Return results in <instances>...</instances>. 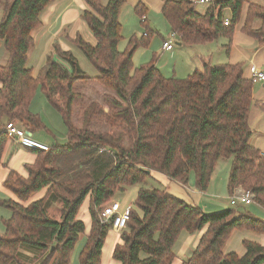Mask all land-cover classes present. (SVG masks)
Listing matches in <instances>:
<instances>
[{"label": "trees", "instance_id": "16d2710c", "mask_svg": "<svg viewBox=\"0 0 264 264\" xmlns=\"http://www.w3.org/2000/svg\"><path fill=\"white\" fill-rule=\"evenodd\" d=\"M52 1L14 0L0 25V48L3 44L8 52L6 65L0 66V118L6 124L17 122L32 134L46 129L41 117L30 110L40 88L68 129L65 146L36 152L37 161L25 166L28 177L11 172L3 183L18 201L0 199V206L12 215L4 222L6 233L0 237V264H26L27 251L34 264H72V253L87 229L79 219L87 201L91 231L79 264H102L103 248L113 230L102 223V211L115 202L118 193L143 186L153 173L184 186L193 173L198 190L204 192L217 163L231 160L229 193L233 195L237 188L253 192L254 204L264 209V153L251 145L255 85L244 74L243 64L205 61L185 79L166 78L154 59L136 68V51L149 47L158 34L150 28L145 4L139 3L134 11L147 36L132 37L121 51L120 14L126 0H108L106 5L102 0H85L88 9L81 18L96 43L93 46L80 35L73 44L99 76L88 78L71 51L58 49L71 69L50 56L34 76L27 66L35 46L32 34L42 26L41 15ZM163 1L162 16L182 46L227 38L229 55L236 28L243 22L246 0H217L204 14L192 0ZM227 9L232 19L225 26L222 12ZM242 31L264 45L263 7L249 5ZM82 83L100 86L105 104L86 101L85 93L77 91ZM79 102L81 128L73 121L74 105ZM8 144L0 128V165ZM42 190H47L45 196L27 205ZM137 196L128 227L112 252L118 264H173L181 234L205 228L187 264H264V247L251 240L243 242L244 256L224 253L235 231L264 235V221L251 212L234 208L208 214L155 188H141ZM55 203L62 205L60 221L49 214Z\"/></svg>", "mask_w": 264, "mask_h": 264}, {"label": "rangeland", "instance_id": "374dc122", "mask_svg": "<svg viewBox=\"0 0 264 264\" xmlns=\"http://www.w3.org/2000/svg\"><path fill=\"white\" fill-rule=\"evenodd\" d=\"M14 0H0V25L3 23V20L5 19L7 9L9 2L10 4ZM251 3L258 4L259 6L264 8V0H250ZM254 4V5H256ZM154 20L151 18L152 22L150 23V28L155 29L154 27H157L159 32L157 35L154 36L152 39V46L153 49L151 50V53H153L154 48H158V44L161 45L163 43V38H168L169 32L171 29L169 28V24L166 22L165 18L162 16L161 13L155 12L153 14ZM121 23H122V33H123V42L120 44V48L122 51H125L129 40L133 37L134 31L139 33V36H137L138 39H141L145 33L144 27L141 23V19L136 16L135 11L131 8L129 4L125 5L122 10L121 14ZM241 24L237 26V30L234 33L232 44L234 46V41L239 42L240 39L243 38L244 35H246L242 29H239ZM260 25L259 23L255 25V29L258 28L256 26ZM87 27V26H86ZM167 27V29H165ZM87 31L89 34L91 32L87 28ZM92 35V34H91ZM141 37V38H139ZM93 41L94 38L92 36ZM73 45V44H72ZM151 45V44H150ZM232 46V48H233ZM228 47H229V39L227 38H220L216 41H214L213 44H209L206 47H199V48H189L184 46V48H177L176 51L173 52V55L171 53H159L154 62H156V65L159 67V65H162V73L164 76L170 78H176L177 79H185L189 75L193 74L196 70H200L203 67V61L202 55L206 57V60L210 62L212 65L217 64H229L231 62L230 55H228ZM149 47L145 48L142 47L140 49V52L136 51L135 58H133V62L135 64L136 68H140V66L144 64L150 63L147 62L149 58L146 57V55L150 56V52L146 51L145 49H149ZM231 48V51H232ZM73 55L75 59L77 60V64H79V67L85 72L86 76L88 78L96 79V77L99 76L98 71L96 68L93 67L92 64L89 63L87 60L85 54L80 49H77V47H73ZM253 50V49H252ZM146 51V52H145ZM43 54L45 51H41ZM34 53V50H31V54ZM148 53V54H147ZM8 59V52L5 51V48L2 44L0 48V66L6 65V56ZM6 59V61H5ZM59 59V58H58ZM47 60V59H46ZM61 64L64 66H67L69 69H71L70 65L65 62L62 58L58 60ZM159 62V63H158ZM31 62H28V68L32 69L34 71V76L38 75L39 71L45 67H41L38 70V66H32ZM176 76V77H175ZM87 84V85H86ZM77 91L79 93L84 92L85 93V100L88 102H98L99 104L103 105L105 104V100L99 95L98 88L92 85L91 83H82L81 85H77ZM98 92V93H97ZM36 98L32 102L33 106L35 107L38 105V112L40 113L42 123L46 125L47 130H42L41 132V139L45 144L49 145L51 147L53 146H65L68 142L67 134L68 129L66 127V124H64L63 119L61 115L58 113L56 109L50 106V104L47 102V99L45 95L42 94L40 88L36 92ZM31 104V105H32ZM81 102L76 103L74 105L75 116H73V121L76 126L79 128L82 127V115H81V106L79 105ZM32 106V107H33ZM77 106V107H76ZM106 111H109V108L107 106L105 107ZM33 111V110H32ZM98 129V128H97ZM48 130L52 131L53 136L48 132ZM40 137H36L35 140L38 141ZM218 166L215 170V172L212 175V181L208 187V189L204 192H201L198 190L196 185V179L194 174L192 173L190 176V182L187 186L181 185L175 181H166L162 177H160V174L153 173L151 177H149L146 181V183L143 186H133L129 187V189L125 193H118L115 197V201L119 202L122 205V210L126 208H133L135 209V204L138 199V192L141 188H155V189H162L166 190L167 193L171 195H175L178 198L184 200L187 204H192L195 206L200 207L201 209L205 210L208 214H219L220 212H224L230 209H237L241 213L245 212H252V214L264 221V213L260 214V209L256 207L255 200L254 203L250 204L249 206H245L243 204H236L232 205V197L236 194L235 191H237V188L233 195L229 193V175L232 167L231 160H220L218 163ZM158 175V176H157ZM168 182V183H166ZM196 189V190H195ZM240 192H247L244 189L240 188ZM195 191L197 193H195ZM203 193V194H201ZM40 193L35 194L32 196L31 199L38 197ZM202 196V197H201ZM87 204H85L86 207ZM245 206V207H242ZM61 207L62 205L60 203H55L53 207L49 209V214L54 219H57L60 221L62 219V213H61ZM84 207V209H85ZM243 208V209H242ZM4 210H2L3 212ZM8 211V210H7ZM6 211V212H7ZM9 212V211H8ZM264 212V211H263ZM6 215L7 213H3ZM3 215V218H4ZM2 216V215H1ZM87 226L89 227V224L87 223ZM90 228V227H89ZM125 231V230H124ZM123 231V232H124ZM204 231V230H203ZM197 232L194 234H188L186 232H183L180 236V240L176 244V247L174 249V253L179 254L177 255L176 260L173 262V264H187L189 259L192 256V252L195 249V242H190L189 247L184 250V244H187V240L190 237H194V239H197L201 233L203 232ZM123 232H120L122 234ZM88 236V231H86L85 234L80 236L79 243L76 245V248L74 252L72 253V264H79V255L84 249L86 245V240ZM253 234L249 231L246 232L241 239H235L233 240L224 250V253H238L240 256H244L246 254L245 249L242 245V241L244 240H251L253 239ZM259 243H263L264 239H259ZM184 251V252H183ZM108 252V250H107ZM109 255V252H108ZM24 256L27 259L26 264H34L33 255L31 252H24ZM106 256V252L105 255ZM105 259L107 260L105 263ZM102 264H117V262L114 261L113 256H106Z\"/></svg>", "mask_w": 264, "mask_h": 264}, {"label": "crops", "instance_id": "0c3cea01", "mask_svg": "<svg viewBox=\"0 0 264 264\" xmlns=\"http://www.w3.org/2000/svg\"><path fill=\"white\" fill-rule=\"evenodd\" d=\"M194 1H201V0H194ZM204 1H208V2L194 4L196 6L197 11H199L202 14L206 13L217 0H204ZM246 1L247 3L245 4L243 8V12H242L243 22L241 23L239 29H242L244 25L245 19L247 17V11H248L249 5L256 4V2L251 3L250 0H246ZM254 1H257V0H254ZM102 2L103 4L106 5L108 3V0H102ZM139 3H144L148 9L147 21L149 25L152 22L151 18L154 20V17L152 16L155 12L162 14V10L165 4L163 0H126V5L129 4L131 8L133 9V11L135 10V8L138 6ZM87 9H88V4H86L85 0H53L49 8L41 15L42 26L36 29L32 34L35 40V46L31 49V50H34V53L31 54V50H30L28 62L30 63L32 60L31 65L35 67L38 66V70H39L41 67L44 66L43 64L45 63L46 59L50 56H53L58 61L61 58L59 56L58 50L62 52L71 51L73 53L72 48L75 46L73 42L80 35L84 38L85 41H87L88 43L94 46L96 43L95 37L92 33H91L92 35L89 34V32L87 31V28L89 29V27L87 23L81 18L82 13L86 11ZM218 13L219 11L217 10L216 14ZM121 14H120V17H121ZM222 15H224L226 21L228 20L230 21L232 19L231 11L229 9L224 10L222 12ZM120 21H121V18H120ZM154 28L156 32H159L157 27H154ZM165 29H167V27H165ZM133 34H134L133 37L139 36V33L136 31H134ZM145 34L146 32L144 33L143 36H145ZM92 36L95 41H93ZM170 39H173L175 47L173 50L167 51L164 48V44L166 42H169ZM162 40H163V43L161 45L158 44L157 46L158 48L156 49L154 48L153 53H151V50L153 49V46H152L153 42L151 43L149 49H145L146 51H149L151 53L150 56L146 55V57L149 58L147 62L152 61L153 59L155 60L156 56L161 52L166 53V54L171 53V55H173V52L176 51L178 47L182 49L184 48V46H182V44L180 43L179 37L174 35L172 31L169 32L168 38L165 39L162 37ZM213 43H209V44H213ZM209 44L199 45V46H194V47H189V48L206 47ZM141 50L143 49H139L138 52H140ZM41 51H45V53L43 54ZM229 55L231 59L230 64L232 65L243 64L244 65V74L246 75L247 78H250V74H251L250 68L252 66H256L258 69H261L262 71H264V45L260 46L256 44L254 39H252L248 35H244L243 38L240 39L239 42L234 41V46L232 48V51H230ZM201 57H202L201 60L203 61L202 63L204 65V62L207 61L206 57L204 55H202ZM134 58H135V55H134ZM6 59H7V56H6ZM158 68L161 71L163 67L162 65H159ZM1 87H2V84L0 82V89ZM254 88H255L254 97H253L254 105H253L251 115H250V118H251L250 124L252 128V133H253V137L251 139V145L264 153V83L263 84L260 83V85H255ZM32 106L33 104L30 107L31 112L36 116L38 115L40 116V113L37 110L38 105L36 107L35 105L33 107ZM15 123L16 125H19L17 122ZM5 125H6V121L0 118V128L4 129ZM45 128L46 129H40L38 130V132L34 133L32 138L35 140L36 137L37 138L40 137L38 141L44 143L42 140H40L42 137L40 131L47 130L46 125H45ZM48 132L53 136L52 131L48 130ZM37 158H38V154H36L35 151H31L29 149L23 148L20 146V144H18L14 140L9 139V144L7 145L6 150L4 152L3 162L0 165V199L1 200L13 199V200L18 201L16 197L14 196V194L4 187L3 183L10 176L11 172H15L23 178L28 177V171L26 170L25 166L34 164L37 161ZM159 176L162 177L166 181H171L162 175H159ZM237 191L239 192L241 191V189L239 188L237 189ZM46 192L47 190L40 191V195H38V197L36 198L31 199L30 202L27 203V205L32 202L40 201V199H42L45 196ZM195 193L197 192L195 191ZM85 204L87 205L86 207L84 205L85 209L83 207V209L81 210L79 219L84 222L85 227H87L86 231H88V235H89L91 231V216H90V212L88 209L89 201H87ZM242 207H245V206H242ZM256 207L260 209V214L264 213L263 212L264 209L262 207H259L257 205ZM2 210L4 211L2 212ZM6 211L7 210L5 208H2L0 206V237L6 233L4 222L7 220H10L12 217L11 212H8V211L6 212ZM3 213H7V214L4 215ZM3 215H4V218H3ZM87 223L89 224L90 228L87 226ZM205 231H206V228L197 239H194V237H190L187 240V244L185 243L183 246L184 250L189 247L190 242H195V248H196L201 240L200 239L201 236L205 233ZM246 232L248 233V231H235L231 235L230 240L228 241L226 247L233 240L241 239L242 236ZM251 234H253L252 236L253 239H251V241H254L264 247V242L259 243L258 241L260 238L264 239V235H257L253 232H251ZM120 235H121L120 233H117L113 230L109 233L106 239V244L103 248V253H102L103 259H105L106 256L107 257L110 255L112 256V252L116 244L121 242ZM244 241H242V245ZM107 250L109 252V255H108ZM105 252H106V256H104ZM181 254L182 253H180L179 256ZM106 261L107 260L105 259V263H107Z\"/></svg>", "mask_w": 264, "mask_h": 264}, {"label": "built area", "instance_id": "2783aa9c", "mask_svg": "<svg viewBox=\"0 0 264 264\" xmlns=\"http://www.w3.org/2000/svg\"><path fill=\"white\" fill-rule=\"evenodd\" d=\"M194 4L197 3H206L208 1H194ZM230 21L225 22V26H228ZM175 35V34H174ZM147 36V34H145ZM174 41L173 39H170L169 42H166L164 44V48L167 51H171L174 49ZM250 81L253 85H260L264 83V71L261 69H258L256 66H252L250 68ZM4 132L8 136V139L14 140L18 144H20L21 147L29 149L31 151L39 152H48L49 146L34 140L32 137L28 135V132L24 127H21L19 125H16L15 122H8V124L5 125ZM236 194L231 198L232 199V205L236 204H243L245 206H249L250 204L254 203L255 195L253 192H235ZM130 208H126L122 210V206L119 202L115 201L114 203L108 205L102 212V223L111 225L113 228V231L120 233L127 229V225L130 221L131 217V211Z\"/></svg>", "mask_w": 264, "mask_h": 264}, {"label": "water", "instance_id": "95a60500", "mask_svg": "<svg viewBox=\"0 0 264 264\" xmlns=\"http://www.w3.org/2000/svg\"><path fill=\"white\" fill-rule=\"evenodd\" d=\"M28 135H29L30 137L33 136V134H32V133H29V132H28ZM147 173H148V174H151V171H147Z\"/></svg>", "mask_w": 264, "mask_h": 264}]
</instances>
